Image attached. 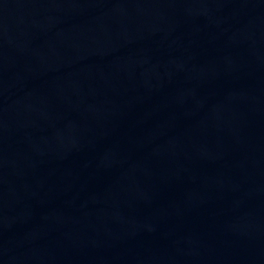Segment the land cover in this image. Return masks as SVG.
Wrapping results in <instances>:
<instances>
[{
    "label": "water",
    "instance_id": "water-1",
    "mask_svg": "<svg viewBox=\"0 0 264 264\" xmlns=\"http://www.w3.org/2000/svg\"><path fill=\"white\" fill-rule=\"evenodd\" d=\"M0 264H264V0H0Z\"/></svg>",
    "mask_w": 264,
    "mask_h": 264
}]
</instances>
